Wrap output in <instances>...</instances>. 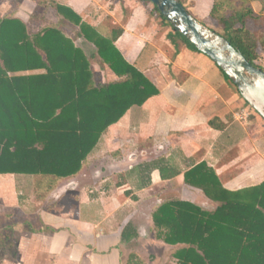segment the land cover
<instances>
[{
    "label": "crops",
    "instance_id": "obj_1",
    "mask_svg": "<svg viewBox=\"0 0 264 264\" xmlns=\"http://www.w3.org/2000/svg\"><path fill=\"white\" fill-rule=\"evenodd\" d=\"M52 1L71 9L102 36L120 30L114 46L158 93L142 105L132 106L110 125L76 175L55 179L0 174V230L14 238L15 251L12 255L0 246V264H159L162 246L172 251L173 262L166 264L174 263L173 253L180 245L156 239L152 213L168 199L190 201L207 211L216 209V202L184 182V173L201 162L214 170L227 190L262 183L264 120L249 111L236 87L208 56L171 38L169 27L157 22L160 19L148 18V3L0 0V19H18L30 34L54 26L89 59L96 84L114 81L113 72L102 63L94 44L80 34L70 18L55 10ZM187 3L192 4L190 0ZM198 6L200 3L194 7ZM47 7L59 14L55 22L60 28L48 22L32 29L30 25L51 19L35 13L36 8ZM73 28H77L76 33ZM91 48L95 51L87 55ZM103 158L107 161L99 167L93 165L94 160ZM156 160L165 161L178 174L162 179L159 170L153 169L147 182V171L142 169ZM88 172L94 173L92 179ZM16 215L23 218L17 223L21 233L15 228ZM128 225L138 235L122 243L121 233ZM138 238L155 256L150 262L142 261L135 250L123 253L126 245Z\"/></svg>",
    "mask_w": 264,
    "mask_h": 264
},
{
    "label": "trees",
    "instance_id": "obj_2",
    "mask_svg": "<svg viewBox=\"0 0 264 264\" xmlns=\"http://www.w3.org/2000/svg\"><path fill=\"white\" fill-rule=\"evenodd\" d=\"M145 2L169 27L171 38L198 51L152 3ZM52 6L94 44L100 60L116 79L96 84L89 59L54 26L30 34L20 20L0 19V174L55 179L76 175L101 134L129 108L142 105L158 93L156 86L114 46L120 30L102 36L71 9L54 1ZM229 7L227 0H214L209 15L223 30L216 32L259 67L256 60L264 43L246 26L254 18V11L246 0ZM228 9L231 13L226 15ZM35 70L42 72L22 73ZM153 169L159 170L162 179L178 174L165 161L156 160L142 169L147 171V182ZM184 182L201 190L218 206L207 211L178 199L157 206L152 213L156 239L180 245L170 264H264V181L230 191L222 186L214 170L201 162L184 173ZM137 235L128 225L121 233V242ZM5 245L14 255L13 238L0 230V246Z\"/></svg>",
    "mask_w": 264,
    "mask_h": 264
},
{
    "label": "water",
    "instance_id": "obj_3",
    "mask_svg": "<svg viewBox=\"0 0 264 264\" xmlns=\"http://www.w3.org/2000/svg\"><path fill=\"white\" fill-rule=\"evenodd\" d=\"M170 26L208 56L264 120V70L252 65L230 42L202 24L180 0H148Z\"/></svg>",
    "mask_w": 264,
    "mask_h": 264
},
{
    "label": "rangeland",
    "instance_id": "obj_4",
    "mask_svg": "<svg viewBox=\"0 0 264 264\" xmlns=\"http://www.w3.org/2000/svg\"><path fill=\"white\" fill-rule=\"evenodd\" d=\"M183 4V6L192 14V12L194 13V17L196 19H198L202 24L208 26L209 28H212L214 29L215 31L219 32V33H223V30H222V25L218 22L217 19H214L213 17H211L209 15L210 13V7H211V4H212V0H203V1H193V0H190L192 2V4L189 6L188 5V1L189 0H180ZM230 4V7H234L235 5H238V4H241V2L243 0H227ZM139 2H142L144 4L145 0H139ZM141 3V4H142ZM146 3V2H145ZM199 4L200 3V6L198 7H194L195 4ZM246 3L248 5L251 6V8L253 9L254 11V18L253 19H250L248 22H247V28L255 35V37L257 39H259V41H263L264 43V5L262 3L261 0H246ZM147 4V3H146ZM144 6V5H143ZM190 7H191V11H190ZM229 7V8H230ZM32 12H34L33 10H31ZM36 15L37 16H40L42 13L45 15H48L49 18L51 19H43V21L40 23V24H33V25H30L32 29H40L41 27H43L44 25H46L45 23H55L56 26L58 28H60L61 25H59L58 23H56L55 21H58L56 20V17L59 15H57L56 11L51 8V7H47L46 9H40V8H36ZM147 13H148V18L149 19H159L157 17V14L156 12L152 9L151 6H148L147 8ZM231 13V9H228L226 15H229ZM54 21V22H53ZM159 24L162 25V21L161 20H158L157 21ZM35 25V26H34ZM163 27H166V24H164ZM73 32L76 33L77 31V28H73ZM80 42H83V41H80ZM89 47V46H87ZM92 47V46H90ZM92 50H90L89 52H87V55H90V52L92 51H95L94 48H91ZM96 61V59H94ZM94 60H92V62H94ZM256 64L262 68L264 70V44L263 46L259 49V53H258V57H257V60H256ZM101 66V65H100ZM99 65H96V70H99L98 69ZM93 68H95V66L93 65ZM97 72V71H96ZM98 73V72H97ZM244 101V100H243ZM245 102V101H244ZM245 105L248 107L249 111H254L251 107H249V105L245 102ZM101 159V158H100ZM100 161V162H99ZM96 162V160H94V163L93 165L95 167H99L101 165V163H103V161H107V158H103V160H99ZM90 169V168H89ZM88 177H90L92 179V176L94 175L93 172H88ZM87 177V178H88ZM85 177V179H87ZM89 179L87 181L89 182H92V180ZM152 204V203H151ZM140 205L137 206V208H142V207H139ZM23 218H20L19 215H16L15 218H14V222L15 224L19 223L20 221H22ZM15 228L17 229V231L19 233L22 232V230L20 229V226L17 224L15 225ZM18 235V234H16ZM13 241H14V238H13ZM134 243V242H133ZM144 244V246H143ZM8 245H5V247L3 248V251L4 252H7V247ZM144 247V248H142ZM164 247V248H163ZM125 252L123 253H127L130 250H135L138 255H141V259L142 261H149L150 262V259L151 257L154 258L155 256L153 254H151L150 250H146L147 249V246H145V243H144V240H141V239H136V242L134 244H130V245H126L125 247ZM0 251L2 252V249L0 248ZM147 251V252H146ZM145 252V253H144ZM162 253H160V258H159V264H166L167 262H173L171 256H172V251L170 250L169 247L167 246H162V250L160 251ZM3 253V252H2ZM1 253V254H2ZM142 253L144 255H142ZM164 256V257H163ZM126 257V256H125ZM124 257V258H125ZM167 257V258H165Z\"/></svg>",
    "mask_w": 264,
    "mask_h": 264
}]
</instances>
